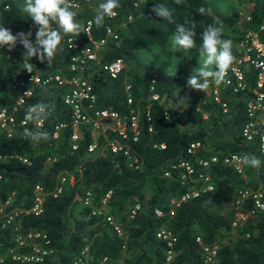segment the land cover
<instances>
[{"label": "trees", "instance_id": "trees-1", "mask_svg": "<svg viewBox=\"0 0 264 264\" xmlns=\"http://www.w3.org/2000/svg\"><path fill=\"white\" fill-rule=\"evenodd\" d=\"M133 1L120 0L121 7L113 20L120 24L116 25L118 36L103 46L98 60L87 62L84 75L95 94L94 106L106 107L121 115L128 109L137 112L136 138L132 139L128 128L125 137L106 129L96 133V147L87 150L91 140L90 126L79 123L74 129L76 139L72 148L73 128L69 108L61 99L62 87L33 84L20 108L40 102L54 104L52 116L40 129L48 131L50 138L37 143L25 139L24 127L34 130L32 124L18 127L10 137L0 134L3 156L0 158V200L12 194L11 206L27 208L32 203L33 185L42 186L40 211L22 214L18 219L19 230L44 233L49 238L53 249L51 257L56 264H69L70 258L84 246L94 264L102 257L106 263H115L121 258V264H163L165 241L155 235L160 226L174 235L173 256L165 264H203L201 244L217 245L210 264H264V207L255 208L252 200L245 198L241 210L249 212L247 217L234 227L230 225L237 189L250 187L264 191V152L259 150L255 139L245 141L240 135L246 120L245 102L254 94L256 69L242 66L243 87L233 90V79L229 84L219 85L225 111L211 100L210 93L197 103L173 104L170 97L177 72H154L150 64L138 60L135 51L147 44H162L175 32L176 24L185 21L187 26L195 25L196 48L199 49L204 29L214 24L216 17L223 25L232 26L237 11L232 9L226 15L219 14L208 0H184L181 4H176L175 0H140L137 5H133ZM236 1L244 5L249 15L243 22V29L257 28L264 22V0ZM23 3L24 0H0V25L12 32H21L30 19L20 11ZM156 4H164L172 11L174 23L152 12ZM201 7L206 10L204 14L198 12ZM94 15L95 9L89 7L77 14L92 19V36L97 37L101 27L95 26ZM127 15L130 19H126ZM242 30L237 31L238 36ZM223 38L229 39L224 31ZM62 48L51 65L36 57L27 59L28 63L41 74L54 71L68 74L66 56L69 50L63 40ZM182 51L179 49L175 54L180 55ZM116 56L122 57L124 66L115 77H110L102 66ZM13 76L21 78L23 73L0 52V108H10L22 90L14 85ZM28 85L25 83L23 87ZM260 89L264 90V81ZM152 92L157 93L158 99L150 98ZM127 96H130L129 103ZM61 122L64 126L53 135L54 125ZM108 140L125 145L137 157L138 166L129 165L121 152L110 151ZM192 142L198 145L187 150ZM160 143L163 145L159 146ZM228 153L255 155L262 162L261 166L242 165L238 172L221 162L222 155ZM14 155L24 157L27 162ZM211 155H216L217 160L201 164ZM181 161L188 162L192 169L183 181ZM198 174L206 175L207 180ZM60 175L66 180L61 183L60 192L52 196ZM206 183L211 184V189L203 188ZM190 188H197V194L178 200L177 204L170 202V198L177 199ZM108 190L104 204L121 224L125 237L117 235L111 225L91 213V208L102 205L101 198ZM86 191L89 199L83 203ZM136 203L140 206L130 214ZM155 208L161 214H155ZM11 234L10 229L0 228V264H41L11 259L5 251L13 245ZM224 237L226 239L222 240ZM48 260L50 255L42 264H47Z\"/></svg>", "mask_w": 264, "mask_h": 264}, {"label": "built area", "instance_id": "built-area-1", "mask_svg": "<svg viewBox=\"0 0 264 264\" xmlns=\"http://www.w3.org/2000/svg\"><path fill=\"white\" fill-rule=\"evenodd\" d=\"M78 4L77 9L79 11L85 7H89L91 10L96 9L98 4L102 0H73ZM140 0H134L133 5H137ZM130 15L126 16V19H130ZM247 19L249 15H246ZM77 21L88 29V32H81V36H64L63 43L69 50L66 56V70L68 74H61L57 71L39 73L32 65V72L27 71L24 66L28 63L27 59H24L23 52L25 49L23 45L17 43V45L9 51L7 46L0 47V52L3 56L12 61L13 66L19 69V72L23 73V77L19 78L13 76L14 85L19 88L22 87L20 94L15 100L14 104L10 108H0V134L5 137H10L14 130L20 126L32 124L26 122L25 110L32 104L27 105L24 108H20L24 101V97L30 95L31 85L36 84L39 86H57L62 87L61 99L64 105L69 108L71 117V126L73 131L70 135V139L73 141L71 147H75L74 140L76 139L75 127L79 123H88L91 130V140L87 144V150H92L96 147V133L103 132L106 129L116 132L120 137H125L126 129L131 131L132 139L137 135V112L133 109H128L125 115L119 114L117 111L108 109L106 107H97L95 104V94L92 91V86L84 75L87 62L91 60H98L101 49L107 43L114 41L118 34L116 25L113 20L115 18H106L104 26L101 27V32L97 37L92 36V19L86 17H76ZM56 27V25H53ZM32 32L30 39L34 42L37 26L33 24L31 19L26 21L25 27L21 32ZM19 32H13L17 34ZM238 50L236 53V59L232 67L227 72L225 80L229 84L233 79L234 85L232 89L237 87H243L244 80L242 76V66L250 65L256 69L255 75V87L253 88L252 98L246 100L244 110L246 114V120L240 128V135L245 141L256 140L257 146L260 151L264 152V90L260 89L264 81V22L260 23L257 28H245L242 30L238 38ZM124 66V61L121 56H116L107 63L103 64V69L110 77H115ZM154 74H152V79ZM25 83H29L28 86L23 87ZM220 85V84H219ZM219 85L212 83L209 89L211 100L216 102L222 111H225L226 105L220 97ZM151 88V86H150ZM151 99H158L157 93L152 92L150 94ZM126 102H130V96L126 97ZM147 115V112H146ZM33 125V124H32ZM34 126V125H33ZM64 126V123H58L54 125L53 135L56 131ZM108 148L112 152H121L126 156L127 163L133 168L138 166L137 157L131 154L125 145L119 143L116 140H108L106 142ZM163 144L160 143L159 146ZM198 145V142H192L187 150ZM21 161L27 162V160L20 156L14 155ZM3 157L0 154V158ZM242 156L237 153L224 154L221 157V162L230 165L236 171L242 170V165L239 160ZM217 160L216 155H211L208 160L201 161V164L205 165L209 161L213 162ZM184 168V172L180 177L182 181L191 174V166L186 161L179 163ZM166 175L167 172H164ZM203 180H207L206 175L198 174ZM67 179H71L68 177ZM66 180L64 175H60L58 183L52 189V196L58 194L61 190V183ZM181 181V183H183ZM211 184L206 183L203 188L211 189ZM43 188L39 183H35L31 189V201L32 203L27 207L11 206L12 194L7 195L6 198L0 200V228H8L11 230L10 239L13 242L12 246L6 248V252L10 255V258L24 263H44L46 256L50 255V260L47 264H56L55 260L51 257L53 253L52 247L49 245V238L38 230H19L18 219L24 213L32 212L37 213L40 211L42 202ZM197 194V188L186 189L180 194L177 199L170 198V202L177 204L178 200H184ZM109 195V190L104 193L101 198V206L91 208V213L98 215L100 219L107 225H111L117 235L125 237V232L119 222H117L112 214L106 209L104 204L105 198ZM245 198H250L255 208L264 207V191L258 188L242 187L237 189L236 197L234 198V211L233 218L230 221L231 227H234L236 223L247 217V212L241 210V205ZM89 199V192L86 191L83 197V203H86ZM138 208V204L133 205V209L130 210V214L133 210ZM154 213L159 215L161 211L158 208L154 209ZM171 213V210H169ZM156 237H159L165 241L166 249L164 250V263L165 264L173 256L172 244L174 241V235L172 232L163 226L157 228ZM195 240L199 242V237L196 236ZM216 244H201L202 249V262L203 264H210L213 261ZM121 249H125L124 242L121 243ZM91 255L87 252V247L84 246L75 257L70 258L69 264H94L90 262ZM2 256H0V260ZM95 264H121V258L116 259L115 263H106L105 257H102ZM140 264H146L141 262Z\"/></svg>", "mask_w": 264, "mask_h": 264}, {"label": "clouds", "instance_id": "clouds-1", "mask_svg": "<svg viewBox=\"0 0 264 264\" xmlns=\"http://www.w3.org/2000/svg\"><path fill=\"white\" fill-rule=\"evenodd\" d=\"M184 0H175L176 4ZM121 7L120 0H102L95 9L94 24L97 28L103 27L105 19L115 18L117 9ZM78 4L73 0H24L20 11L27 14L33 24L37 26L34 42L30 39L32 32H19L13 34L11 29L0 25V47L7 46L11 51L17 43L23 45L24 59L31 60L36 57L40 62L47 61L51 65L58 52L62 51L64 36L77 37L81 32H88L76 17ZM203 7L198 9L201 14L205 13ZM152 12L157 17L174 23L173 13L164 4H156ZM56 25V27H53ZM188 22L176 24L175 32L169 38L170 50H190L196 47L195 25L187 26ZM202 44L199 47L200 56L203 57L200 67H195L187 77V87L206 93L210 83L219 85L227 83L225 77L235 62L232 53L233 42L223 38V22L219 17L215 18L214 24H209L202 33ZM32 72V64L24 66ZM215 69V70H213ZM55 110L54 104L36 103L25 110V121L34 125V130L24 127V138L32 143L47 142L50 138L48 131H41L44 121L48 120ZM239 163L244 166L259 168L261 161L250 154L243 155Z\"/></svg>", "mask_w": 264, "mask_h": 264}, {"label": "rangeland", "instance_id": "rangeland-1", "mask_svg": "<svg viewBox=\"0 0 264 264\" xmlns=\"http://www.w3.org/2000/svg\"><path fill=\"white\" fill-rule=\"evenodd\" d=\"M219 14L231 13L232 9H236L237 14L232 26L223 25V31L229 35V39L233 42L232 53L236 57L238 46V32L243 29V22L247 20L248 15L244 5L236 0H208ZM173 34V33H172ZM172 34H169L162 44H147L137 48L136 55L142 64H150L154 72H177V78L170 100L173 104L188 103L200 101L203 97L209 95V89L205 92L193 90L187 87V77L195 67H200L203 57L200 56L199 49L194 47L190 50L182 51L177 55L175 51L170 50V40ZM238 36V37H237ZM136 63V62H134ZM215 70V69H213ZM148 190H145V194ZM12 198H14L12 196ZM140 205L138 204V207ZM107 209V208H106ZM113 216V214H112ZM231 230V229H230ZM226 237L222 238V240Z\"/></svg>", "mask_w": 264, "mask_h": 264}, {"label": "crops", "instance_id": "crops-1", "mask_svg": "<svg viewBox=\"0 0 264 264\" xmlns=\"http://www.w3.org/2000/svg\"><path fill=\"white\" fill-rule=\"evenodd\" d=\"M188 103H197V101L195 100L194 102H188ZM185 104V103H184ZM204 115V114H203Z\"/></svg>", "mask_w": 264, "mask_h": 264}]
</instances>
